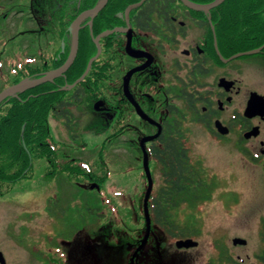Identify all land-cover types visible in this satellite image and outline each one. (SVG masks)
<instances>
[{
	"label": "flooded vegetation",
	"instance_id": "obj_1",
	"mask_svg": "<svg viewBox=\"0 0 264 264\" xmlns=\"http://www.w3.org/2000/svg\"><path fill=\"white\" fill-rule=\"evenodd\" d=\"M215 1L191 2L205 6ZM141 7L133 11L129 19L125 12L112 24L116 25L113 29H108L111 22L104 20L107 17L102 16L104 11L82 23L80 37L82 30L89 29L96 48L94 57L99 52L96 39L102 36L100 57L92 65L94 90L98 94L95 105L99 104L97 111L111 119L114 138L121 147H125V138L130 136V143L126 145L137 151L136 162L141 163L143 172L145 155L141 143L144 138L157 136L145 143L153 188L158 175L161 185L157 191L188 190L186 198L178 199L179 203L184 200L190 202L185 205L198 204L203 217L182 219L173 216L181 206L172 212L168 231L149 209L150 237L134 264H170L172 260L175 264H264V0H226L210 13L192 11L186 6L148 10H141ZM223 7L227 10H222ZM178 12H184V20L174 17ZM101 16L102 21L97 23ZM67 22V18L58 17L62 66L67 63L72 50L73 36L69 32L71 25L65 28ZM99 27L103 30L97 35L95 31ZM105 32L114 33L104 37ZM130 44L135 52L142 54L141 57L129 54ZM257 50L261 52L236 57ZM106 66L109 69L107 96L100 78V69ZM138 69L140 71L130 78L126 94L125 80L129 73ZM68 72L63 75L64 88L70 86L67 85L70 83ZM73 90L64 89L65 92ZM254 94L263 99L256 100L255 111H248ZM82 100V96L65 97L66 112L70 113L71 121V126L67 122L68 131L74 134L80 121L78 108L85 104ZM138 108L149 120L141 117ZM167 145L174 146L185 165L187 151L190 154L188 164L192 174L184 185H175V179L165 180L164 175L169 172H165L155 149L165 151ZM237 159L244 163L242 181L246 185L252 183L253 198L247 206L241 205L243 200L236 201L220 217L211 219L213 215L207 207L212 200L233 197L232 188L225 184L234 174L238 175ZM172 202L176 203V200ZM241 206L245 208L240 210L238 207ZM129 223L138 228L134 232L137 239L128 262L132 264L147 236L149 223L147 218ZM210 226L214 228V235L207 240L205 229ZM192 240L199 245L190 249L178 248L177 243ZM238 240L245 244L236 245ZM103 241L98 237L93 240L97 255L95 264L107 262V259L100 260L107 250ZM70 243L55 250L46 249V253L50 252L46 264H56L52 256L58 253L61 262L57 264H72V260L80 262L78 253L73 258L72 249L68 248ZM199 250L205 251L204 261L195 255ZM27 251L28 258H34V251ZM1 252L4 263L10 264L5 252Z\"/></svg>",
	"mask_w": 264,
	"mask_h": 264
},
{
	"label": "rangeland",
	"instance_id": "obj_2",
	"mask_svg": "<svg viewBox=\"0 0 264 264\" xmlns=\"http://www.w3.org/2000/svg\"><path fill=\"white\" fill-rule=\"evenodd\" d=\"M65 2L0 0V93L15 80L16 67L41 66L43 56L49 59L60 52L59 23L55 11ZM95 102L86 99L85 104L78 108L80 121L75 133L78 140L74 139L72 131H68L64 120L52 118L49 125L57 146L71 160L77 158L81 165L91 167L102 176V168L107 165L110 168L108 180L99 186V190L90 189L95 183L74 181L66 175L49 180L46 176L47 162L36 160L32 179L21 181L5 195L0 193V252H5L8 263L46 264L50 259L47 250H55L71 242L68 248L72 249L73 258L78 253L80 260H72V264H95L97 255L93 240L98 237L104 239L107 248L100 260L107 259L105 264H128L137 239L134 232L138 230L129 222L146 218L144 198L148 191V178L141 163L136 162L137 151L126 145L130 143V136L125 138V147H121L118 139L113 137L111 119L96 110ZM197 138L200 143V136ZM105 143L110 148L106 158H102L99 153ZM237 165L238 175L234 174L233 179L225 184L232 188L233 197L213 199L207 207L209 214L213 215L211 219L220 217L234 202L243 200L241 205L247 206L253 198L252 183L246 185L242 181L244 163L237 159ZM156 172L160 174L159 167H156ZM157 177L153 194H157V187L161 185V179ZM238 208L242 210L245 207ZM175 215L182 219H197L203 217V210L198 204H184ZM213 229L212 226L206 227L207 240L213 238ZM30 249L34 251L32 259L28 258L27 250ZM195 255L198 260H205V251L199 250ZM52 258L56 264L61 262L60 253ZM175 262L172 260L170 264Z\"/></svg>",
	"mask_w": 264,
	"mask_h": 264
},
{
	"label": "trees",
	"instance_id": "obj_3",
	"mask_svg": "<svg viewBox=\"0 0 264 264\" xmlns=\"http://www.w3.org/2000/svg\"><path fill=\"white\" fill-rule=\"evenodd\" d=\"M141 0H111L104 9L102 16L105 21L111 22L110 28H115L112 25L115 21L124 15L130 5L137 4ZM193 1V0H191ZM212 2L214 0H206ZM233 0H227L231 2ZM100 0H66L55 12L60 18H67L68 22L65 28H69L72 22L76 20L82 13L92 10L99 4ZM184 7L178 0H148L141 7V10ZM185 8V7H184ZM227 10L226 8H221ZM184 12L174 14L178 20H184ZM102 16L97 19V23L102 21ZM183 18V19H182ZM118 25V24H117ZM64 29V34L67 30ZM103 30L99 27L95 33L98 35ZM32 34V33H31ZM80 50L78 58L75 61L72 69L68 72V80L73 85L86 72L87 66L94 58L96 53L95 45H93L89 29H84L80 37ZM43 64L38 67L25 65L16 67L15 80L6 85L3 91L11 86H15L22 80L36 79L42 74L48 73L51 70H56L62 66L61 50L49 59L43 56ZM109 69L103 67L100 69V78L105 89V96L109 94L108 80ZM95 70L92 69L84 82L76 86L73 92H65L63 76L57 79L55 83L41 85L38 88L28 90L24 94H19L17 97H12L0 106V193L5 195L12 190L17 184L23 180H30L34 174V163L36 160H45L48 164L46 176L49 180H54L60 176H68L74 181H81L89 184L90 182L102 187L110 175V168L101 167L104 176L99 172H94L91 167L81 165V162L71 160L62 148L57 146L54 138L51 135L49 121L53 118L57 121H65L64 125L71 126V121L68 118L70 113L66 112L65 97L71 99L76 96L83 97V103L88 100H96L98 94L94 90ZM74 107V105H72ZM68 118V119H67ZM68 127V125H67ZM114 137V136H113ZM111 137L110 139H112ZM79 136L75 135L74 139L78 140ZM109 142V141H108ZM107 142V143H108ZM26 146V149L24 148ZM109 145V144H108ZM106 143L100 150L99 156L106 158L105 154L109 150L110 145ZM173 145H167L165 151L155 149V153L160 157V163L164 167V175L166 181L176 180L177 186L185 184L187 178L192 174V167L188 164L190 154L187 151L186 165L183 163V157L176 154ZM29 153H28V151ZM109 167V166H108ZM171 173V174H170ZM176 173L177 175L173 174ZM188 190L179 188L177 190L158 191L157 194L151 195L149 209L153 211V216L159 218L163 222L162 227L167 226L168 220L174 210L180 209L181 206L190 202L180 203L178 199L186 198ZM173 199L176 203H173Z\"/></svg>",
	"mask_w": 264,
	"mask_h": 264
},
{
	"label": "water",
	"instance_id": "obj_4",
	"mask_svg": "<svg viewBox=\"0 0 264 264\" xmlns=\"http://www.w3.org/2000/svg\"><path fill=\"white\" fill-rule=\"evenodd\" d=\"M110 0H102L96 7H94L92 10L86 11L84 13L81 14V16H79L71 25L69 32L72 34L73 39H72V50L69 56V59L67 61V63L64 66H61L60 68L56 69V70H51L49 73H45L42 74L41 76H39V78L36 79H27V80H23L20 83L16 84L15 86H11L6 88L4 91H2L0 93V106L1 104H3L4 102H6L8 99L12 98V97H17L19 94H24L26 92H28V90H32L35 88H38L41 85H45V84H50V83H55V81L59 78H61V76H63L64 74H66L72 67V65L74 64V62L76 61V59L78 58V52L80 49V31L82 28V23L83 21L88 18V17H93V16H98L101 12L104 11V8L108 5ZM148 0H142L140 2H138L137 4H133L130 5L127 8L126 11V17L127 19H129L130 14L137 10V8L141 7L142 5H144ZM181 3H183L184 6L188 7L189 9H191L192 11H198V12H203V13H210L212 10L216 9V7L220 6L222 3H224L226 0H216L215 2H213L212 4L209 5H199L196 3H192L190 0H179ZM118 31V30H116ZM114 32H105V35H109L112 34ZM131 35V34H130ZM101 37H98L96 39V44L99 45V52L96 54V56L89 62L88 64V68L86 70V72L84 73V75L78 80L76 81L73 85L69 86L68 88H63L66 90H73V88H75L76 86H78L79 84H81L82 82H84L85 78L88 76V74L90 73L91 69L93 68L92 65L95 63V61L100 57L101 54V44H100V40ZM128 52L129 54H131L132 56L139 58L142 56V54L135 52L132 49L131 44L128 47ZM261 52V50H257V51H252V52H248V53H241L240 55L236 56V57H241V56H246V55H252V54H257ZM140 71V69L132 71L131 73H129L128 78L125 80V84H124V88H125V92L126 94H128V85H129V81L131 76L135 73ZM260 99L262 100L263 98H261L260 96H258V94H254V97L252 98L251 102L249 103V109L248 111H255L256 109V100ZM99 104L96 105V110H98L99 108ZM139 110V114L141 115V117H143L146 120H149L147 118V116L143 113V111H141L139 108L137 109ZM157 136H154V138ZM154 138H144L142 141V148L144 150V167H145V172H146V178H148V191L145 195V202H144V212L146 214V218L148 220V230H147V236L145 238V240L143 241V243L141 244V247L137 250V253L134 256L133 262L132 264H134L136 258H137V254L144 249L149 237H150V229H151V223H150V218H151V213L149 212V204H150V197L153 193V178L151 177V172H150V166H149V155H147L146 152V142L152 141ZM24 148L26 149V146L24 145ZM28 151V149H27ZM29 153V151H28ZM91 190H99V186L98 185H92L90 186ZM238 243H242L245 244V242L242 241H236V245ZM178 244V248L182 249V248H193V247H197L199 244L192 241H186L183 242L181 241ZM3 258V253L0 252V262L3 264L4 260Z\"/></svg>",
	"mask_w": 264,
	"mask_h": 264
}]
</instances>
